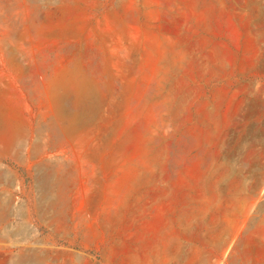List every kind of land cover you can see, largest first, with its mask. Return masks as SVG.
Masks as SVG:
<instances>
[{
	"label": "rangeland",
	"instance_id": "1",
	"mask_svg": "<svg viewBox=\"0 0 264 264\" xmlns=\"http://www.w3.org/2000/svg\"><path fill=\"white\" fill-rule=\"evenodd\" d=\"M0 264H264V0H0Z\"/></svg>",
	"mask_w": 264,
	"mask_h": 264
}]
</instances>
